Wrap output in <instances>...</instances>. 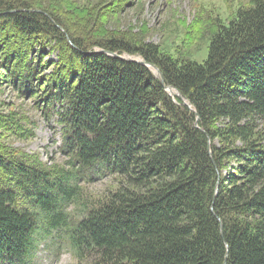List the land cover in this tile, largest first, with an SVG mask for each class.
Here are the masks:
<instances>
[{
    "label": "trees",
    "instance_id": "trees-1",
    "mask_svg": "<svg viewBox=\"0 0 264 264\" xmlns=\"http://www.w3.org/2000/svg\"><path fill=\"white\" fill-rule=\"evenodd\" d=\"M89 1L0 0V264L60 231L76 264H264V0L210 22L202 63L107 31L129 0ZM19 98L59 116L67 166L13 146L35 136Z\"/></svg>",
    "mask_w": 264,
    "mask_h": 264
},
{
    "label": "rangeland",
    "instance_id": "rangeland-1",
    "mask_svg": "<svg viewBox=\"0 0 264 264\" xmlns=\"http://www.w3.org/2000/svg\"><path fill=\"white\" fill-rule=\"evenodd\" d=\"M89 2L94 8L99 4L97 0ZM249 2L250 0H129L122 13L117 15L118 19L112 20L106 30L120 31L123 37L131 34L124 35L122 32L130 31L138 34L139 39L144 42L157 44L162 52L175 56L179 54L184 60L202 63L207 57L211 29L209 25L216 18L226 21L238 6H246ZM74 31L80 35L81 26H76ZM189 33L194 36L189 37ZM54 57L52 54L49 59ZM20 99L16 103H20L34 121L35 136L29 141L14 140L13 146L22 148L28 154L38 153L40 160L48 165L67 166V158L58 148L61 142L57 123L59 116L53 112L47 118L30 100ZM120 180L119 177L116 179L108 175L97 177L89 183L83 182L78 200L68 206V212L78 214L98 194L113 190ZM44 235L42 233L38 237L35 264H76L66 244L64 232H52L46 238Z\"/></svg>",
    "mask_w": 264,
    "mask_h": 264
},
{
    "label": "water",
    "instance_id": "water-1",
    "mask_svg": "<svg viewBox=\"0 0 264 264\" xmlns=\"http://www.w3.org/2000/svg\"><path fill=\"white\" fill-rule=\"evenodd\" d=\"M112 54L114 56H118V57L122 58L121 56H119V55H117L115 53H112ZM136 61H138L140 64H142V65H144L146 67H149L153 71H155V73L159 76L161 83L163 84L162 77H161V73H160V71L154 65L149 64V63L145 62L142 59H139V60L137 59ZM165 89L169 92L170 95L180 97L179 94L174 89H172L170 86H165Z\"/></svg>",
    "mask_w": 264,
    "mask_h": 264
}]
</instances>
